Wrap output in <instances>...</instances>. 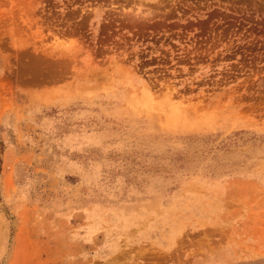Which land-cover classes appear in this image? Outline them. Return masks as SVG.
<instances>
[{"label": "rangeland", "instance_id": "1", "mask_svg": "<svg viewBox=\"0 0 264 264\" xmlns=\"http://www.w3.org/2000/svg\"><path fill=\"white\" fill-rule=\"evenodd\" d=\"M0 264H264V0H0Z\"/></svg>", "mask_w": 264, "mask_h": 264}]
</instances>
